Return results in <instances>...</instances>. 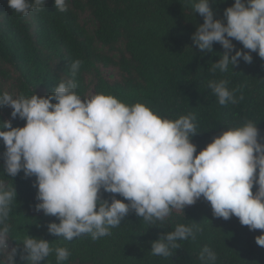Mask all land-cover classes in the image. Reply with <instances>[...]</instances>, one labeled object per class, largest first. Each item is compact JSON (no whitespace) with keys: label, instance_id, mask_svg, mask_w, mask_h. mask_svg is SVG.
Segmentation results:
<instances>
[{"label":"clouds","instance_id":"9594fccd","mask_svg":"<svg viewBox=\"0 0 264 264\" xmlns=\"http://www.w3.org/2000/svg\"><path fill=\"white\" fill-rule=\"evenodd\" d=\"M190 2L204 18L192 34L193 44L201 53L213 52L214 43L224 49L210 72H227L241 59L251 63L253 52L264 59V0H234L224 9L226 21L214 17L212 4L218 0ZM45 3L8 0L25 17L42 11ZM54 4L61 13L68 10L67 0ZM233 40L243 48L235 49ZM83 63L74 60L70 77L61 78L45 96L0 90V107L12 110L10 119H0L5 149L0 172L11 178L21 171L35 177V210L59 221L48 223L50 235L72 241L87 234L99 240L110 236L130 211L155 224L201 197L210 202L215 217L234 215L250 230H264V140L257 122L227 126L197 153L194 113L171 119L145 103L130 105L110 93L81 96L76 76ZM207 87L221 106L238 102L237 89H230L227 79H210ZM17 117L26 121L24 126L13 127ZM102 191L112 194L111 200L102 198ZM16 201L15 186L0 176V264H45L53 254L56 264H64L71 255L68 247H54L53 240L29 232L13 238L10 216ZM202 232L197 224H177L151 242V254L170 257L180 242L195 240ZM255 239L264 247V231ZM199 260L216 264L217 253L205 245Z\"/></svg>","mask_w":264,"mask_h":264},{"label":"trees","instance_id":"16d2710c","mask_svg":"<svg viewBox=\"0 0 264 264\" xmlns=\"http://www.w3.org/2000/svg\"><path fill=\"white\" fill-rule=\"evenodd\" d=\"M68 10L57 11L54 0H46L40 12L27 17L16 13L8 0H0V90L13 95L50 94L61 78H69V66L84 63L76 76L77 92L91 96L110 93L127 104L142 102L164 117L196 115L197 133L192 142L197 153L227 126L245 120L257 122L264 140V59L253 52L251 63L240 60L227 72H210L212 62L224 49L201 53L192 34L203 17L192 10L190 0H67ZM234 0L212 4L215 18H224V9ZM226 21V18H224ZM235 49L242 43L233 40ZM248 51L247 49H244ZM234 54V52H233ZM210 79H227L237 89L236 104L221 106L207 87ZM243 95V100L239 97ZM10 107H0V119H10ZM13 127L24 126L19 117ZM0 141V171L4 169ZM15 186L17 201L10 216L12 236L29 234L66 246L71 255L64 264H201L199 252L208 245L217 253L216 264H264V247L256 236L264 230H250L239 218H217L203 197L183 210H173L165 221L149 224L130 211L111 235L93 241L87 234L64 241L47 231L56 217L37 212L35 177L4 176ZM258 185H254L255 193ZM112 194L102 191V198ZM117 198L123 199L117 194ZM203 228L195 240L180 242L170 257L153 256L151 242L177 224ZM15 241L10 244L15 245ZM45 264H56L55 255Z\"/></svg>","mask_w":264,"mask_h":264}]
</instances>
